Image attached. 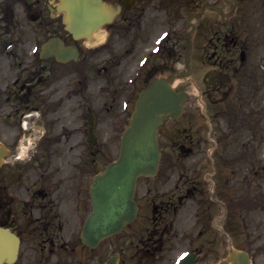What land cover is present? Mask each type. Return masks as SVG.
Here are the masks:
<instances>
[{
	"label": "flooded vegetation",
	"instance_id": "flooded-vegetation-1",
	"mask_svg": "<svg viewBox=\"0 0 264 264\" xmlns=\"http://www.w3.org/2000/svg\"><path fill=\"white\" fill-rule=\"evenodd\" d=\"M105 1L123 11L103 30L116 38L129 30L135 39L136 18H143L147 0ZM203 1L191 0L190 9L199 12ZM219 1L225 17L206 12L196 23L199 47L213 48L209 58L230 82L226 92L235 109L243 111L247 79L264 77V0ZM71 27L70 8L60 0H0V138L11 153L0 173V223L22 240L19 264H54V257L58 264H103L107 251L119 254V264H174L182 252H191L195 264H218L233 246L262 264V235L250 233L246 216L254 207L264 217V184L249 183V172L259 171L248 170L246 153L225 155V183L174 185L165 174L146 179L137 194V221L95 250L82 244L87 135L84 127L71 128L86 109L88 63L95 52L86 38L75 40ZM56 37L65 52L79 48V62L42 57V45ZM253 52L257 59L250 58ZM234 78L242 80L241 88L231 83ZM237 161L239 167H232ZM74 201L77 210L70 207ZM233 208L244 218L241 232Z\"/></svg>",
	"mask_w": 264,
	"mask_h": 264
},
{
	"label": "water",
	"instance_id": "water-1",
	"mask_svg": "<svg viewBox=\"0 0 264 264\" xmlns=\"http://www.w3.org/2000/svg\"><path fill=\"white\" fill-rule=\"evenodd\" d=\"M187 99L165 78H157L141 95L125 131L121 156L98 176L92 187L93 213L83 239L94 241L109 237L136 217L134 192L140 176L156 174L160 161L157 133L166 118L181 115ZM1 160V159H0ZM17 246L0 228V264L13 261ZM247 264V263H246Z\"/></svg>",
	"mask_w": 264,
	"mask_h": 264
},
{
	"label": "rangeland",
	"instance_id": "rangeland-1",
	"mask_svg": "<svg viewBox=\"0 0 264 264\" xmlns=\"http://www.w3.org/2000/svg\"><path fill=\"white\" fill-rule=\"evenodd\" d=\"M172 0L168 1V8H167V22L170 24L171 22H173V25L175 26L176 21H177V14L175 18H172L171 13L173 12V7H172ZM176 6V5H175ZM161 27L160 23H152L150 25H148L146 28H144V38H146V40L148 41L150 38H155L157 35V33L159 32V29ZM122 46V44H121ZM137 57L131 59V61L129 62L128 66L131 68L132 66L135 65V63L137 62ZM179 66H181V64H179ZM182 67H183V63H182ZM126 71V69L124 68L122 70V73H124ZM199 82L202 84L203 81L199 80ZM97 84L99 86L103 85V87H105V83L101 82L98 79H95L92 83V88H93V93H94V99L90 98L92 101L94 108V111L98 114H100V123L98 126V134H99V144L100 147L103 148V150L105 151V153L109 154V157H116L117 153H118V149H119V142L118 140L114 139L112 142H105V137H106V132H111L112 129H114V124H113V120L115 119V117L118 116V109L120 108V97H117V101H118V106L114 105V101H112V95L108 94L107 92L105 94H103L102 100L100 97V94L97 95L96 89L97 88ZM185 90H188L189 92L192 93L195 102H196V98L198 96V90L195 87V85H186L184 87ZM111 102L112 104L108 103ZM109 109V110H108ZM98 110V111H97ZM130 110H131V106H130ZM250 134V133H249ZM248 134V135H249ZM235 144L233 145L232 149L233 150H238L241 147V141H235ZM261 149L260 151L263 152L262 155H264V143L263 145H261ZM256 219V218H255ZM255 222V221H254Z\"/></svg>",
	"mask_w": 264,
	"mask_h": 264
}]
</instances>
